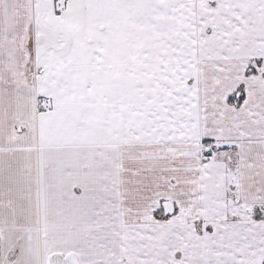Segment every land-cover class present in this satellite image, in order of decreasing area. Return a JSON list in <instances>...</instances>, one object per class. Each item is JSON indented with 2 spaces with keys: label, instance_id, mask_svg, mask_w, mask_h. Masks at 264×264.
I'll use <instances>...</instances> for the list:
<instances>
[{
  "label": "snow or ice",
  "instance_id": "6c2138e0",
  "mask_svg": "<svg viewBox=\"0 0 264 264\" xmlns=\"http://www.w3.org/2000/svg\"><path fill=\"white\" fill-rule=\"evenodd\" d=\"M0 264H264V0H0Z\"/></svg>",
  "mask_w": 264,
  "mask_h": 264
}]
</instances>
